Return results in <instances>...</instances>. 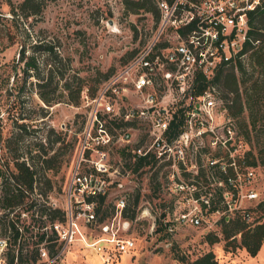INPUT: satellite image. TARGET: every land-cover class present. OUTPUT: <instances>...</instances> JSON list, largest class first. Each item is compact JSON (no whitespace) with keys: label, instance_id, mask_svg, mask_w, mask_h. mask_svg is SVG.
Segmentation results:
<instances>
[{"label":"built area","instance_id":"1","mask_svg":"<svg viewBox=\"0 0 264 264\" xmlns=\"http://www.w3.org/2000/svg\"><path fill=\"white\" fill-rule=\"evenodd\" d=\"M153 1L159 18L149 39L93 95L83 94L89 110L66 185L64 220L51 224L59 247L49 253L41 246V264L57 262L78 239L102 264L134 246L119 235L123 196L111 220L98 221L101 234L88 240L79 228V220L97 222L99 196L120 187L129 173L122 161L112 163L116 145L131 168L148 162L143 166L163 178L174 197L161 211L168 231L214 229L235 213L253 225L264 201L260 165L252 163L251 147L213 81L218 70L244 58L250 15L264 0Z\"/></svg>","mask_w":264,"mask_h":264},{"label":"rangeland","instance_id":"2","mask_svg":"<svg viewBox=\"0 0 264 264\" xmlns=\"http://www.w3.org/2000/svg\"><path fill=\"white\" fill-rule=\"evenodd\" d=\"M11 1L17 4L21 0ZM155 26L156 20L150 10L140 8L132 11L126 8L125 1L49 0L44 3L40 13L23 15L13 14L9 1L0 0V184L5 157L10 160L17 154L26 157V152L30 149L34 152L38 148L37 141L43 142L45 147L53 142L56 133L62 131L65 139L59 148L61 167L57 172H45L50 179H42L39 186L46 191V195L39 198L38 194L34 196L45 206H57L64 210L67 204L66 185L78 158L83 118L89 110L83 94L89 95L93 88L97 89L108 71L118 68L149 39ZM38 42L53 44L62 63L67 62L69 67L65 77H70L73 85L79 83L82 86L78 103H69L63 96L61 101L47 105L34 90L35 81L31 80H35V77H24V60H20L22 47L25 54L35 55L40 67H43L46 59H50L49 54L36 48L34 44ZM261 44L264 47V40ZM243 59L242 71L238 67L233 68L243 101V110L235 118L238 125L247 126L250 144L255 152L259 142H264V68L257 62L253 50L247 51ZM226 70H230V66L224 67ZM243 78L245 83L242 82ZM255 79L257 91L251 97V111L244 103V88L249 89ZM63 80L56 88V94L61 91L66 94L61 87ZM22 116L25 118L22 119ZM252 118L256 121L255 128L251 125ZM21 121L25 123V129L19 124ZM50 128L53 132L48 137ZM140 132L142 134L143 129ZM58 144L53 143V147ZM111 157L112 163L122 161L129 173L121 178L120 187L108 193L97 217L105 212L103 221L111 220L117 198L123 196L128 205L133 202L137 189L141 195L135 218L126 219L122 215L120 219L119 235L132 238L134 246L126 252H116L112 264H191L197 256L210 249L215 253L217 264H263L264 240L259 252L250 255L242 246L233 247V242L228 250L224 248L226 240L222 225L210 230L193 226H180L171 231L163 228L159 223L161 211L174 201L173 195L163 187V178L157 175V180L151 181L152 172L148 166L133 171L117 145ZM12 163L10 161V165ZM258 171L257 185L264 196V165H260ZM151 183H157L156 191ZM251 203L256 204L255 201ZM34 209H27L24 203L8 209L0 208V258H4L6 264L8 255L18 250H22L23 257L36 248L39 251L41 246L50 250L48 244L56 237L51 225L54 220L51 221L47 212L40 216ZM258 213L257 207L256 218ZM98 220L92 224L79 220V228L88 240L101 234ZM11 221L19 231L16 238L10 227ZM43 231L45 238L40 240ZM207 234L216 235L219 240L210 243L206 239ZM239 237L237 234L235 240L239 241ZM54 247H59V243L56 242ZM33 264H41V259ZM53 264L102 263L99 254L78 239Z\"/></svg>","mask_w":264,"mask_h":264},{"label":"trees","instance_id":"3","mask_svg":"<svg viewBox=\"0 0 264 264\" xmlns=\"http://www.w3.org/2000/svg\"><path fill=\"white\" fill-rule=\"evenodd\" d=\"M8 1L10 3V11L13 14L30 15L40 13L44 3L49 0H21L17 4H14L11 0ZM125 5L127 9L132 11H137L140 8L150 10L153 13L156 22L158 21L159 10L153 0H125ZM249 21L250 38L246 41L244 50H246V52L253 50V54H255L257 62L264 68V47L261 44V42L264 40V3L252 11ZM34 45L38 50L49 54L50 59H46L44 61L43 67H40L35 55L25 54L24 47H22L20 50V60H24V77H35V80H31V82L35 81L34 90L38 97L47 105L61 101V97L63 96L69 103H78L80 101L82 86L79 83L77 85H73L74 81L71 80L70 77H65V71H67L69 67L67 66V62L65 64L62 63V58L56 52L53 44H49L47 42H38ZM243 60L244 59H240L236 65L230 66V70L224 71V68H221L217 71L213 78V81L220 90L222 99L234 116L243 110V101L239 91V80L237 79L233 68L238 67L242 71L243 64L245 63ZM111 72L108 71L105 76L107 77ZM62 79L64 80L62 81L61 87L63 91H66V94H64L62 91L56 94V88ZM245 81L246 80L243 78L242 82L245 83ZM256 87L257 83L255 79L249 86L250 91L248 87L244 88L246 95V100L244 103L248 104L251 111L253 110L251 97H253V93L257 91ZM222 89L225 90V92L222 91ZM95 91L96 88H93L89 96L93 95ZM21 118L24 119L25 117L22 116ZM84 122L85 116L83 118V125ZM19 124L25 129V123L23 121H21ZM251 125L253 128L256 126V121L253 118L251 119ZM239 128L242 131L245 139L250 144V134L247 126L245 124L241 125L239 123ZM52 132L53 129L50 128L49 132H47V136L49 137ZM64 139L65 133L60 131L56 133V136H54V139L52 140L53 142L45 147L43 142L37 141L36 145H38V148H35L33 150L34 152H32V149H30L28 152H26V157H24L23 154L13 155L11 160L10 158L8 159V157H5L3 162L4 169L1 172L3 178L0 184V208L8 209L24 203L27 205V209H32L35 207L34 211H38L40 216L47 212L51 221H55V219L64 220V210L62 208L57 206L51 207L49 205L45 206L41 202L37 201L39 197L46 195V191L42 190L39 186L42 179L47 181L50 179L49 176H46L45 172L47 170H53L57 172V170L61 167L59 148ZM55 142H59V144L54 148L53 143ZM250 153L252 163L264 165L263 141L259 142V146L256 148L255 152H253L251 147ZM10 161L13 162L12 165H10ZM146 164H148V162H137L133 165L132 169L133 171H136ZM152 180L154 182L157 180L156 172L151 174V181ZM155 185H157V183H154L151 186L156 191ZM37 194L39 195L37 196L38 198L34 196ZM105 198V195L99 196L96 208L97 212L101 209ZM140 199V190L137 189L133 195V202H129V204L126 205L122 211V215L126 219L135 218L138 211L137 208H139ZM258 210L260 211V214L258 213V217L254 220L255 222L253 225H249V223L243 219L240 213H235L229 216L227 219L223 218L222 232L226 240L224 245L225 249L228 250L229 245L233 242V247L242 246L250 255H255L258 252L264 239V201L258 205ZM105 216L106 213L102 212L98 218V221L101 222ZM159 223L163 228L166 229V226L160 219ZM10 227L14 233V238H16L19 231L13 221L10 222ZM237 234L240 236L239 241L235 240ZM43 238H45L44 231L42 234H40V240ZM55 238L48 244L50 246V250H48L49 253L56 252L57 247H54V245L57 240ZM206 239L210 243L219 240V238L213 234H207ZM15 259L17 260L15 261ZM36 261H38V263L40 261L38 248L33 250L30 254H27L25 257H23L22 250H18L17 252H13L8 255V264H33ZM191 264H217L215 253L211 249L207 250L192 260Z\"/></svg>","mask_w":264,"mask_h":264},{"label":"crops","instance_id":"4","mask_svg":"<svg viewBox=\"0 0 264 264\" xmlns=\"http://www.w3.org/2000/svg\"><path fill=\"white\" fill-rule=\"evenodd\" d=\"M263 240H264V239H263ZM262 242H263V241H262ZM261 245H262V244H261ZM259 250H260V249H259ZM259 250H258V252H259ZM258 252H257V253H258ZM257 253H256V254H257ZM262 262H263V264H264V260H262Z\"/></svg>","mask_w":264,"mask_h":264}]
</instances>
